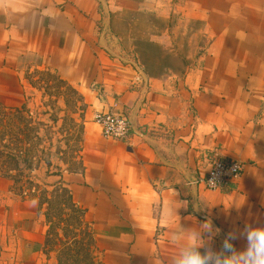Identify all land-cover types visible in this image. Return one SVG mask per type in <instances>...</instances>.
I'll use <instances>...</instances> for the list:
<instances>
[{
    "label": "crops",
    "instance_id": "1",
    "mask_svg": "<svg viewBox=\"0 0 264 264\" xmlns=\"http://www.w3.org/2000/svg\"><path fill=\"white\" fill-rule=\"evenodd\" d=\"M29 57L83 97L80 167L38 182L68 188L100 264H169L180 226L210 220L219 248L264 225V0H0L5 109L33 95ZM112 111L128 140L95 122ZM216 155L244 166L222 191L204 182ZM36 193L0 168V264H58Z\"/></svg>",
    "mask_w": 264,
    "mask_h": 264
},
{
    "label": "rangeland",
    "instance_id": "2",
    "mask_svg": "<svg viewBox=\"0 0 264 264\" xmlns=\"http://www.w3.org/2000/svg\"><path fill=\"white\" fill-rule=\"evenodd\" d=\"M149 18L132 17L136 30L143 32ZM34 61L29 57L26 66L33 95L20 108L0 106V168L22 189L36 190L49 225L47 247L58 264H100L81 212L67 195L51 197L52 189L38 182L46 169L80 167L83 97L55 72L37 69Z\"/></svg>",
    "mask_w": 264,
    "mask_h": 264
},
{
    "label": "clouds",
    "instance_id": "3",
    "mask_svg": "<svg viewBox=\"0 0 264 264\" xmlns=\"http://www.w3.org/2000/svg\"><path fill=\"white\" fill-rule=\"evenodd\" d=\"M218 231L210 220L187 229L180 226L173 233L177 251L169 264H264V225L248 224L238 233H228L216 248L213 241ZM240 237L246 245L237 250L233 241Z\"/></svg>",
    "mask_w": 264,
    "mask_h": 264
},
{
    "label": "built area",
    "instance_id": "4",
    "mask_svg": "<svg viewBox=\"0 0 264 264\" xmlns=\"http://www.w3.org/2000/svg\"><path fill=\"white\" fill-rule=\"evenodd\" d=\"M94 120L101 127L104 136L111 139L128 140L134 129L128 116L114 111L97 112ZM243 168L239 160L216 155L204 182L210 190L222 191L241 177Z\"/></svg>",
    "mask_w": 264,
    "mask_h": 264
},
{
    "label": "trees",
    "instance_id": "5",
    "mask_svg": "<svg viewBox=\"0 0 264 264\" xmlns=\"http://www.w3.org/2000/svg\"><path fill=\"white\" fill-rule=\"evenodd\" d=\"M146 69L149 71V69L147 68L146 66ZM63 193L65 195H67V200L70 202V204L72 205L73 208H76L79 212H82L80 209H78L75 205V203L73 202L72 200V196L70 194V191L68 190L67 187H65L63 184H60L59 186H57L56 188H54L51 193H50V196H54V195H57L58 193ZM51 196V197H52ZM58 196H60V194H58ZM57 197V196H56ZM61 202V201H60ZM64 203V202H63ZM62 203V204H63Z\"/></svg>",
    "mask_w": 264,
    "mask_h": 264
}]
</instances>
